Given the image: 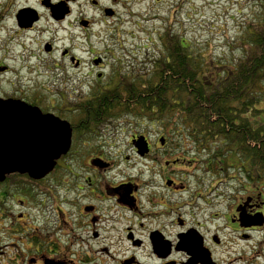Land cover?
I'll list each match as a JSON object with an SVG mask.
<instances>
[{
    "label": "flooded vegetation",
    "instance_id": "obj_1",
    "mask_svg": "<svg viewBox=\"0 0 264 264\" xmlns=\"http://www.w3.org/2000/svg\"><path fill=\"white\" fill-rule=\"evenodd\" d=\"M143 2L0 0V50L21 51L15 68L1 59L0 74L58 83L46 106L36 91L13 98L70 130L51 173L27 191L0 190V264H264L263 171L213 166L198 142L169 139L172 124L130 114L97 122L78 106L146 80L121 60L141 29L128 7Z\"/></svg>",
    "mask_w": 264,
    "mask_h": 264
},
{
    "label": "trees",
    "instance_id": "obj_2",
    "mask_svg": "<svg viewBox=\"0 0 264 264\" xmlns=\"http://www.w3.org/2000/svg\"><path fill=\"white\" fill-rule=\"evenodd\" d=\"M256 1L258 11L237 39L240 55L208 59L197 45L189 46L180 34L167 30L148 60L146 80L120 86L115 98L85 99L78 106L96 111L84 117L100 122L130 114L172 124L169 139L198 142L192 146L209 150L213 166L217 160L228 170L234 164L264 172V0ZM12 177L19 189H27L22 183L28 181Z\"/></svg>",
    "mask_w": 264,
    "mask_h": 264
},
{
    "label": "rangeland",
    "instance_id": "obj_3",
    "mask_svg": "<svg viewBox=\"0 0 264 264\" xmlns=\"http://www.w3.org/2000/svg\"><path fill=\"white\" fill-rule=\"evenodd\" d=\"M257 2L256 0H165L164 3L157 4L152 0H146L131 5L128 9L131 8L137 15L141 29L132 30L131 36L127 37L121 60L125 61L126 68L131 72L141 73L149 70L148 60L157 51L156 41L167 30L180 34L189 46L195 48L197 45L208 59L217 60L219 57H224L232 60L242 52L237 39L244 23L254 19L258 11ZM130 29L131 27L128 28ZM20 55L21 51L17 48L12 51L0 50V61L3 59L15 68L21 60ZM9 77L0 74V98H13L19 94L24 96L23 91L26 93L36 91V97L43 106H46V98L60 91L58 83L49 81L45 77L35 78L33 82H9L6 79ZM263 107L264 104H260V108ZM259 120L263 121L261 116ZM113 132L115 139L119 138L117 141L126 145L127 133L122 134L117 130L112 131L110 135ZM11 180L6 186L16 191L19 189L17 183L19 181ZM22 186L27 188L24 183ZM32 208H35L33 204L18 210L25 214L26 210Z\"/></svg>",
    "mask_w": 264,
    "mask_h": 264
},
{
    "label": "water",
    "instance_id": "obj_4",
    "mask_svg": "<svg viewBox=\"0 0 264 264\" xmlns=\"http://www.w3.org/2000/svg\"><path fill=\"white\" fill-rule=\"evenodd\" d=\"M69 134L65 122L42 115L38 108L0 99V182L14 173L34 180L45 177L68 149Z\"/></svg>",
    "mask_w": 264,
    "mask_h": 264
}]
</instances>
